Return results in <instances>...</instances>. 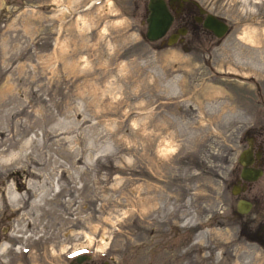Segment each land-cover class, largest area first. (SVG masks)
<instances>
[{"label": "rangeland", "instance_id": "obj_1", "mask_svg": "<svg viewBox=\"0 0 264 264\" xmlns=\"http://www.w3.org/2000/svg\"><path fill=\"white\" fill-rule=\"evenodd\" d=\"M203 2L228 32L168 45L142 0H0V264H264L229 190L264 138V0Z\"/></svg>", "mask_w": 264, "mask_h": 264}, {"label": "flooded vegetation", "instance_id": "obj_2", "mask_svg": "<svg viewBox=\"0 0 264 264\" xmlns=\"http://www.w3.org/2000/svg\"><path fill=\"white\" fill-rule=\"evenodd\" d=\"M143 6L148 12V0H142ZM168 9L173 15L171 25L166 34L160 38L163 43H166L170 33H179V29H184V33H179L177 36V42L184 40V37L189 33H207L210 36H215L212 30L204 25V22L209 14H215L216 16L223 18V16L212 10L203 0H164ZM227 21V20H226ZM146 22V16H145ZM228 22V21H227ZM229 24V22H228ZM230 27V24H229ZM216 37V36H215ZM243 141L239 152L250 148L252 151V158L249 159L247 166L261 168L262 174L256 179L248 180L242 177L243 164L238 161L231 169L229 177H231L229 190L235 198L234 208L232 214L234 217L241 221L242 218H247V222L255 224L256 236L254 239H258L264 242V138L258 139L257 135L250 129L246 130L243 134ZM240 200L249 201L251 206L247 212H241L238 210V202ZM242 208V206H240ZM240 233H248V228L245 221L240 222ZM253 231V230H252ZM251 235V232L249 233ZM253 239V238H252ZM67 264H118L112 257L94 259V255L88 251H80L73 254Z\"/></svg>", "mask_w": 264, "mask_h": 264}, {"label": "water", "instance_id": "obj_3", "mask_svg": "<svg viewBox=\"0 0 264 264\" xmlns=\"http://www.w3.org/2000/svg\"><path fill=\"white\" fill-rule=\"evenodd\" d=\"M148 12L146 14V30L145 37L149 41H155L162 38L168 31L173 15L168 9L164 0H148ZM204 25L212 30L214 35L218 38L224 36L229 30V24L223 18L215 14L207 16ZM179 33H184V29H179ZM179 33H170L166 43L172 45L176 42ZM252 158V151L250 148L242 150L238 156V161L243 164L242 177L248 180L256 179L262 174L261 168L247 166L249 159ZM242 206V208H240ZM251 204L249 201L240 200L238 202V210L247 212Z\"/></svg>", "mask_w": 264, "mask_h": 264}, {"label": "bare ground", "instance_id": "obj_4", "mask_svg": "<svg viewBox=\"0 0 264 264\" xmlns=\"http://www.w3.org/2000/svg\"><path fill=\"white\" fill-rule=\"evenodd\" d=\"M171 212H173V211H171ZM30 239V238H29ZM27 242V241H26ZM31 242V241H30ZM5 252V251H4Z\"/></svg>", "mask_w": 264, "mask_h": 264}]
</instances>
